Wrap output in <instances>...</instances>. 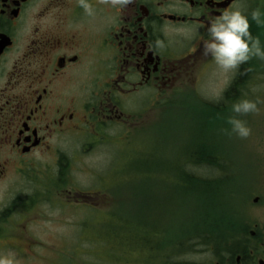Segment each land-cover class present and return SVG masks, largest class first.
Here are the masks:
<instances>
[{"label": "flooded vegetation", "instance_id": "af4514ba", "mask_svg": "<svg viewBox=\"0 0 264 264\" xmlns=\"http://www.w3.org/2000/svg\"><path fill=\"white\" fill-rule=\"evenodd\" d=\"M90 3L96 9L92 18L77 0H0L1 252L36 255L41 245L29 225L35 223L30 214L42 207V196L32 193L31 185L45 187L49 164L43 158L52 157L56 170L65 158L70 168L65 151L77 145L80 134L89 148L99 146L104 135L112 145L127 142L128 133L147 134L148 113L155 116V133L160 105L171 113L185 106L224 112L237 99L240 70L260 67L255 58L240 66L228 82L235 87L223 93L224 105L189 93L215 65L202 54L193 30L202 36L207 21L222 12L239 7L247 13L264 7V0ZM249 30L263 39L264 27L250 22ZM60 184L52 185L59 200L66 193L70 206L96 207L100 192L72 194ZM211 258L212 264H264V220L232 237L230 246L211 251Z\"/></svg>", "mask_w": 264, "mask_h": 264}, {"label": "rangeland", "instance_id": "374dc122", "mask_svg": "<svg viewBox=\"0 0 264 264\" xmlns=\"http://www.w3.org/2000/svg\"><path fill=\"white\" fill-rule=\"evenodd\" d=\"M253 36H258L264 44L263 35ZM258 63L260 67L246 68L234 94L237 99L246 95L260 101L258 113L239 117L252 129L247 139L230 133L226 123L234 115L230 109L219 113L211 109L213 114H210L201 112L200 106H185L180 108L181 113H171L160 105L155 133L151 131L155 116L148 113L143 118L147 134L128 133L132 138L127 142L112 145L104 135L99 146L89 148L80 134L77 145L65 151L70 168L65 158L58 170L52 157L43 158L50 166L44 169L45 187L31 185V192L38 191L42 196V207L30 214L35 223L29 225L32 239L41 245L36 255H17L20 264H144L145 258L149 260L147 264H157L159 259L150 252L145 254L138 247L132 248L140 243L135 232L141 233L136 229L146 234L159 231L158 241L166 242V255L161 263L212 264L207 247L198 245L195 239H185L193 224L201 232L205 217L215 215L220 219L223 211H227L228 218L237 217L240 231L256 220H264V60ZM234 75L225 77L213 65L189 93L221 105L225 101L218 102L217 95L228 92ZM216 76L218 82H214ZM202 153L215 159L216 164L224 165L219 170L226 173L207 169L205 165L190 167L188 161L208 159ZM205 161L206 165L212 162ZM188 173L207 179L220 176L218 179L224 182L211 189H208L211 185L199 188L201 184L190 179ZM55 181L72 194L79 192L94 197L91 194L100 192L93 201L96 207H85L83 203L70 206L66 203V193L59 200L61 196L52 187ZM229 196L231 199H227ZM256 198L258 201L254 203ZM57 209L59 214H55ZM120 227L128 230V238L112 239L110 232ZM147 239L156 241L154 237ZM174 239L185 240L176 244ZM168 241L173 243L169 245Z\"/></svg>", "mask_w": 264, "mask_h": 264}, {"label": "clouds", "instance_id": "9594fccd", "mask_svg": "<svg viewBox=\"0 0 264 264\" xmlns=\"http://www.w3.org/2000/svg\"><path fill=\"white\" fill-rule=\"evenodd\" d=\"M128 2L129 0H110L113 7L123 6ZM77 6L86 17L92 18L96 14V9L90 0H77ZM250 22L255 23L257 27H264V9L257 7L246 13L239 7H233L207 21L204 35H200L198 28L193 30L194 35L200 39L202 54L210 57L225 77L234 74L241 65L253 58L264 60V44L258 36H253L250 32ZM158 46L162 47V45ZM222 99L223 92L221 91L217 95V101ZM259 102L258 99H249L245 95L231 103L230 111L234 115L226 120L231 134H235L240 139H247L251 136L252 129L245 120L239 117L258 113ZM55 214H59L58 209ZM0 264H20V262L17 254L8 249L0 252Z\"/></svg>", "mask_w": 264, "mask_h": 264}, {"label": "trees", "instance_id": "16d2710c", "mask_svg": "<svg viewBox=\"0 0 264 264\" xmlns=\"http://www.w3.org/2000/svg\"><path fill=\"white\" fill-rule=\"evenodd\" d=\"M244 69H242L240 71V75L239 78H242L244 76ZM234 88V84H232V86L230 87V89L228 90L227 93H230V91ZM202 157L208 158V160L212 159L210 156H208V154H201ZM213 160V159H212ZM210 167H213L217 170H219V166H224L222 164H213L212 162H210ZM221 169V168H220ZM220 171H222L223 173H226V170L221 169ZM190 179L195 180L196 182L200 183L201 186H199V188H207L208 186H212V187H208V189L213 188V186H217L220 184H223V180L221 179H202V178H195L190 176ZM227 199H231V197H227ZM213 207V206H212ZM228 214L227 211H223V215L220 217V219H217V217L215 215H209V217H205V219H203V221H201L203 230L200 232L196 229V224H193L189 234L186 236L185 239L190 240V239H195L197 240L198 245H202L207 247L210 251L214 252V253H218L220 250H222L225 246L227 245H231L228 241L222 240V241H218L217 239H219L220 237L224 236L225 233L227 232V236L226 238H228L230 235L233 234V232L236 230L234 229L235 226L232 223V221L228 218ZM116 219H120V218H116ZM117 222H119V220H117ZM209 222V223H208ZM138 232L141 233V235L136 234L140 236V243H137L136 245L133 244V247H138L140 248V250L146 254V251L149 253L150 255H154V258L159 259L157 264H165V263H161L164 262V258H165V247L164 244L160 241H158L159 237H161V234L159 233V231H153V232H146L142 229H136ZM110 235L112 237V239H116V238H128L129 234H128V230L120 227L117 229H113V231L110 232ZM150 237H154L156 239V241H152V240H148L147 238ZM135 238V237H134ZM184 239V240H185ZM177 240V239H174ZM184 240H177L176 244L178 243H182V241ZM150 242V243H149ZM173 241H168V244H172ZM131 246V245H130ZM147 246L149 247V250H146L145 248ZM149 262V260H147V258H145L143 260L144 264H147ZM156 263V262H155ZM168 264V263H166Z\"/></svg>", "mask_w": 264, "mask_h": 264}, {"label": "bare ground", "instance_id": "6f19581e", "mask_svg": "<svg viewBox=\"0 0 264 264\" xmlns=\"http://www.w3.org/2000/svg\"><path fill=\"white\" fill-rule=\"evenodd\" d=\"M252 70L253 68H249L248 70ZM241 71V70H240ZM247 71V70H246ZM211 157V156H210ZM205 160H208V159H205ZM202 161V162H195V163H193V162H191V161H188L187 163H189L188 165H190V167H192V166H198V167H200V168H203V165H205V166H207L206 168L207 169H213L214 171L215 170H217V169H215V168H213V167H210V162H208V165H206V163L205 162H207V161ZM209 161H212V163H214V164H216V160L215 159H210ZM187 165V164H186ZM199 168V169H200ZM218 171V170H217ZM220 171V170H219ZM218 171V172H219ZM222 174H223V172L222 171H220ZM219 172V173H220ZM216 173V172H215ZM188 176L190 177V176H192V177H195V178H199L200 179V177H196V176H194V175H191V174H189L188 173ZM220 177V176H219ZM218 177V178H219ZM218 178H216V179H218ZM228 178V177H227ZM202 179H207V178H202ZM229 180H227V181H225V184L228 182ZM234 211V210H233ZM231 221H232V223L234 224V226H235V228L234 229H236L234 232H233V234L232 235H230L228 238H226V236H227V232L225 233V235L224 236H222V237H220L219 239H217L218 241H222V240H225V241H228L230 244H231V238L232 237H234V236H237V235H240V233H242V232H245L244 230H246V229H244L243 231H240V226H239V221H238V219H237V217H235L234 219L233 218H229ZM192 227V226H191ZM191 229V228H190ZM156 231H158V230H156ZM188 237V236H187ZM150 243V242H149ZM227 246H230V245H227ZM226 247V246H225Z\"/></svg>", "mask_w": 264, "mask_h": 264}, {"label": "water", "instance_id": "95a60500", "mask_svg": "<svg viewBox=\"0 0 264 264\" xmlns=\"http://www.w3.org/2000/svg\"><path fill=\"white\" fill-rule=\"evenodd\" d=\"M256 202H257V199L254 200V203H256Z\"/></svg>", "mask_w": 264, "mask_h": 264}]
</instances>
